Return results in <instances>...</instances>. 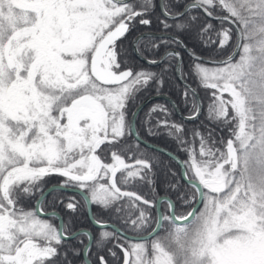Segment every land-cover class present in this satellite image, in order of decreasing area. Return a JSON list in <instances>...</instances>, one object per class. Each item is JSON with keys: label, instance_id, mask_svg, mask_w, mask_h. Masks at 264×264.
I'll return each instance as SVG.
<instances>
[{"label": "snow or ice", "instance_id": "obj_1", "mask_svg": "<svg viewBox=\"0 0 264 264\" xmlns=\"http://www.w3.org/2000/svg\"><path fill=\"white\" fill-rule=\"evenodd\" d=\"M138 2L139 8L128 0H0V264H51L64 240L85 235L91 242L90 232L65 235L62 221L58 228L37 215L49 192L69 187L85 190L80 193L85 203L105 210L114 208L117 213L120 208L115 205L121 197L158 209L167 203V213L158 210L153 218L145 208H139L134 218L130 215L125 220L135 232L151 228L147 235L128 240H151L165 223L170 229L164 237L151 240L150 252L143 242L119 245L124 264H264V0H193L174 14L161 2L166 19L178 21L174 26L178 32L193 27L195 16L181 20L193 9L229 21L235 28L233 53L206 61L222 66L192 65L200 84L213 90L210 118L225 125L234 123V127L229 129L231 138L223 151L209 146L203 136L199 159L195 151L184 149L189 160L180 161L182 174L204 208L180 215L170 197L149 201L117 186L118 172L127 173L122 177L124 183L128 178L144 179L151 172L148 159L134 158L129 165L114 145L126 135L139 138L136 113L126 119L127 104L151 81L162 86L163 73L168 71L167 65L159 73L121 68L116 42L130 32L137 18L154 8L152 0ZM217 6L229 15H213L210 9ZM139 23L150 25L151 21L140 19ZM161 23L165 29L173 27L164 20ZM211 31L213 26L206 24L198 35L203 39ZM215 35L217 40L203 39L205 46L217 44L222 50L233 36L223 26ZM141 38L133 40L138 54ZM160 44L165 52L147 63L174 58L181 79L183 61L175 45L184 48L193 61L202 59L179 36L161 38L148 50H158ZM237 53L239 60L233 62ZM185 89V98L189 91L197 96L189 85L185 84ZM224 93L229 94L228 99ZM201 107L194 102L193 114L185 119L197 118ZM157 110L167 114L162 105L154 106L150 114ZM160 125L168 128V135L178 143L186 142L182 125L167 120L158 121ZM105 142L111 163L96 154ZM52 174L66 180L47 190L38 189ZM104 178L108 182L101 183ZM148 183H152L150 178ZM170 187L177 191L178 200L189 203L176 184ZM34 189L40 190L37 208L18 206L20 198L31 196ZM65 207L75 212L77 203L70 199ZM43 214L58 216L55 211ZM92 223L101 229L111 227L100 220ZM99 235L98 245L113 232L101 231ZM100 260L105 264L103 257Z\"/></svg>", "mask_w": 264, "mask_h": 264}, {"label": "trees", "instance_id": "obj_2", "mask_svg": "<svg viewBox=\"0 0 264 264\" xmlns=\"http://www.w3.org/2000/svg\"><path fill=\"white\" fill-rule=\"evenodd\" d=\"M188 1L190 0H179V3H177L176 0H163V4L168 12L174 13L181 10ZM128 2L137 4V7L139 8L138 0H128ZM152 4L154 5V8H149L148 12L144 16L137 18V20L133 22L130 32L126 34L125 37L120 38L116 42V52L118 54L117 58L122 62L121 68L132 67L134 70H138L140 68L152 69V72L159 73L161 69L165 68L167 65L168 71L163 73L162 86H158L157 82L153 80L149 83V85L142 88L135 94L134 99L130 100L127 104L126 119H130L133 109L142 99L158 91L171 95L181 112L184 114L193 113L195 110L194 102L197 103L196 97L192 95L191 91L188 92V95L185 98V85L175 74L176 60L174 58L171 60L166 59L163 61V63L149 65L134 55L132 50V40L135 35L145 30L170 32L179 36L183 42L193 51L214 58L228 55L233 50L235 44V28L229 21L212 19L205 15L202 10L193 9L181 17V20H187L189 16H195L196 20L193 22V27L183 32H178L174 27L178 21L166 19L159 9L158 0H152ZM210 10L213 11V13L228 14L226 10H222L219 6ZM140 19H149L151 24L141 25L139 23ZM162 20L170 25H173V27L165 29L161 23ZM206 24H211L213 26V31L208 32L203 37V39H208V37H211L213 40H217L218 38L215 33L216 31L220 30L221 26H223L224 28L230 29L233 34L232 39L229 41V45L222 50H218L217 44L205 46L203 39H201L200 35H198V30ZM161 38H168V36H142L139 42V51L141 54L145 56L156 57L162 53L165 50V46L163 44H160L158 50H148V47H150L152 44L160 43ZM174 47H178L181 51V57L183 61V77L188 79L197 89L201 101L203 102V111L201 110V115L199 114V118L197 119H180L171 102H169L167 99L155 98L142 106L137 112L135 118L136 129L143 138L169 149L181 159H183V161L189 160V154L184 150L186 148L195 151L197 154V159L200 158V136H203L206 139L209 146H214V148H218L223 151L225 150L227 139L230 138L229 129L234 127V123L225 125L222 121L210 118L209 105L213 102V90L202 86L198 77L195 75L192 65L197 61H193L190 55L181 46L175 45ZM238 59L239 54L237 53V55L234 57V61ZM223 96L224 99L229 98L228 93H224ZM156 105H162L167 110V114L159 110L150 114V110ZM231 112L232 110L229 106V113L231 114ZM163 120H167L170 123L181 124L183 126L184 131L182 133V137L186 141L184 144L178 143L177 139H175L173 136H169L168 128L162 125L158 126V121ZM146 121L148 123H145ZM149 128L152 129L151 134L148 132ZM197 132L200 135H195ZM221 141H224V144H222ZM108 148L109 145L107 142H105V144H102L96 152L97 155L101 156V159L105 163L111 159V152L108 151ZM114 150H122L121 155L126 160L134 158H146L152 164L150 173H147V170H145L147 175L144 179H141L140 177L128 178L127 182L124 183L122 182V177H126L127 173L118 172L116 180L117 184L121 188L132 189L150 201H155L159 195H168L173 201L176 202L178 215L181 213L186 214L190 210L196 201L197 193L191 188L190 184L181 177L180 164L176 159L159 149L142 144L140 141L130 135H126L120 140L119 143H116L114 145ZM189 176H191V171L189 172ZM149 178L152 180L151 184L148 183ZM64 180H66V178L57 174H52L43 179L42 183L38 185V189L44 190L48 185L53 183H62ZM100 182L106 183L108 181L107 178H104ZM171 184H176L181 192L186 193L185 198L189 199L188 204H184L183 201L177 199L178 193L176 190L170 187ZM40 190L34 189V192L31 196L20 198L18 206H22L25 210H34V203L37 197L40 195ZM192 196H195V199H191ZM67 197H71V199L76 201L77 209L75 212L66 209V202L64 201L67 199ZM41 207L47 210L56 209L61 214L65 232H72L83 227L89 228L91 230L93 240L88 248L87 255L93 264H101L100 257H103L107 264H121L124 257V252L121 247H119V245L123 244L125 247H128L129 240L127 237L118 233L112 227L101 229L92 225L88 217L85 200L81 194H78L75 191L57 189L54 192L48 193V195L44 198ZM91 207L93 215L96 219L114 222L123 230L136 234L148 232L151 230V228L149 227L147 229L141 230L140 232H135L125 224V220L130 215L134 218V216L138 214L137 209L139 208H145L153 218L157 212L156 207L146 206L143 204V202L136 201L134 198L130 199L129 197H121L119 201L116 202L115 207L120 208V212L118 213L114 208L105 210L95 203H91ZM160 207L162 211L167 213L166 202L161 204ZM203 208L204 203L201 201L200 205L196 209V212L199 213L203 210ZM48 218H50L57 225V219L55 217L48 216ZM169 229L170 225L165 223L163 228L157 233L156 236H153L151 240L157 237H164L167 234V230ZM101 231L113 232V236L102 241L101 244L98 245L97 241L100 239L99 234ZM151 240L146 241V244L149 245V252ZM86 241L87 236L85 235H77L74 239L64 240L62 245L58 248L59 255L53 258L51 264H85L83 261L82 248ZM74 252H79V255H75ZM113 252L115 253V256L111 254Z\"/></svg>", "mask_w": 264, "mask_h": 264}, {"label": "water", "instance_id": "obj_3", "mask_svg": "<svg viewBox=\"0 0 264 264\" xmlns=\"http://www.w3.org/2000/svg\"><path fill=\"white\" fill-rule=\"evenodd\" d=\"M161 2H162V0H158V6H159V9H160V11H161ZM193 2V0H190V1H188V2H186L185 3V5H187V4H189V3H192ZM184 5V6H185ZM184 6H183V8H184ZM183 8L181 9V10H179V11H177V12H180V11H183ZM161 13L163 14V12L161 11ZM170 14H174V13H176V12H174V13H171V12H169ZM204 13V12H203ZM205 14V13H204ZM164 15V14H163ZM206 15V14H205ZM213 15H215V16H225V15H229V14H226V13H213ZM211 18V17H210ZM147 33H151L152 35H160V36H168V37H171V36H177V35H175V34H173V33H170V32H155V31H149V30H145V31H142V32H140V33H138L137 35H135V37L133 38V40L137 37V36H144V35H142V34H147ZM180 38V37H179ZM181 39V38H180ZM133 40H132V50H133V52L135 53V55L138 57V58H140L141 60H143V61H145L146 63H147V60L148 59H151V58H148V57H146V56H144L143 54H141V52L139 51V54H138V51H137V48L134 46V44H133ZM182 40V39H181ZM183 41V40H182ZM184 43V42H183ZM185 44V43H184ZM186 45V44H185ZM187 46V45H186ZM187 48H189L188 46H187ZM184 49V48H183ZM190 49V48H189ZM174 50L175 51H178L179 52V50L178 49H175L174 48ZM185 50V49H184ZM186 51V50H185ZM233 51H234V48H233V50L228 54V55H230V54H232L233 53ZM165 52V51H164ZM163 52V53H164ZM187 52V51H186ZM195 52V51H194ZM162 53V54H163ZM180 53V52H179ZM188 53V52H187ZM198 56H200V57H202V61H209V60H221V59H224V58H226L228 55H226V56H224V57H219V58H214V57H208V56H205V55H202V54H199V53H197V52H195ZM237 55V54H236ZM235 55V56H236ZM162 56V55H161ZM160 56V57H161ZM180 56H181V54H180ZM160 57L159 58H157V59H160ZM145 58H147V59H145ZM175 72H176V75H177V77L179 78V80L180 81H182L184 84H187V85H189L190 86V88L191 89H194L195 91H196V93H197V96H195L196 97V101H197V103L198 104H200V105H202V101H201V98H200V95H199V93H198V91H197V89L193 86V85H191L184 77H183V79H181V77L177 74V71H176V63H175ZM155 97H164V98H167L171 103H172V105H173V107L175 108V111L177 112V114L180 116V117H182V118H184L185 119V117H188V116H191L192 114H184V113H182L181 112V110L179 109V107H178V105H177V103L175 102V100L171 97V96H169V95H167V94H165V93H155V94H152V95H149L148 97H146L144 100H142L136 107H135V109L132 111V113L133 112H135V113H137V111L139 110V108L141 107V106H143L148 100H150V99H152V98H155ZM201 109H202V107L200 108V110H199V114H200V112H201ZM132 113H131V116H130V119H132ZM136 117V116H135ZM185 120H192V119H185ZM135 131L137 132V130H136V126H135ZM138 133V132H137ZM136 139H137V137H135ZM137 140H139L140 142H142L143 144H145V145H147V146H150V147H153V148H156V149H159V150H161V151H163V152H165V153H167V154H169L170 156H172L174 159H176L177 161H178V163L180 164V173H181V177L186 181V182H188V177H185L182 173H183V166L181 165V163H180V161H183V159H181L178 155H176L175 153H173L172 151H170L169 149H167V148H165V147H163V146H161V145H158V144H156V143H153V142H150V141H148V140H145V139H143L140 135H139V138L137 139ZM123 157V156H122ZM124 158V157H123ZM124 160H125V158H124ZM125 162L126 163H128L129 165H132L133 163H134V159H132V160H125ZM190 177V176H189ZM59 184H61V183H53V184H50V185H48L44 190H47V189H49L50 187H52V186H54V185H59ZM197 184H198V181H197ZM117 186H119L118 184H117ZM120 187V186H119ZM121 188V187H120ZM65 190H70V191H76L77 193H81V191H85V190H77L76 188H74V187H69V188H67V189H65ZM121 191L122 192H134V193H136V195H138V196H141L140 194H138L136 191H134V190H132V189H127V188H121ZM40 196V195H39ZM39 196L37 197V199H36V201H35V203H34V209H36L37 208V200H38V198H39ZM164 196H167V197H169L168 195H164V194H162V195H159L158 197H164ZM200 203H201V199H200V197H199V195L197 194V197H196V201L194 202V204L192 205V207L190 208V210L187 212V213H189V212H191L193 209H197V207L200 205ZM41 209H42V207H41V205L39 206ZM86 207H87V213H88V217H89V219H90V221L92 222L93 220H97L94 216H93V213H92V207H91V204H87L86 203ZM157 209V211L158 210H161V207H159V209L158 208H156ZM53 211H55L57 214H58V216L56 217L57 218V227L59 228V225H60V223H61V221L63 222V219H62V217H61V215L59 214V212L58 211H56V210H43L42 209V212H37V214L38 215H42V216H48V215H44L43 213H50V212H53ZM186 213V214H187ZM178 215V214H177ZM104 223H106V224H108V225H111V227L113 228V229H115L118 233H120V234H122V235H124L125 237H131V236H136V235H147V232H145V233H140V234H136V233H130V232H127V231H125V230H123L121 227H119L116 223H114V222H111V221H103ZM93 224V223H92ZM94 225V224H93ZM94 226H96V225H94ZM84 231H87V232H90L91 233V231H90V229L89 228H79V229H77V230H75V231H73V232H84ZM149 231H151V230H149ZM148 231V232H149ZM72 233V232H71ZM68 234H70V233H66L65 232V235H68ZM88 237V236H87ZM91 237H92V233H91ZM91 241H92V239H91ZM90 243L91 242H89V238L87 239V242L85 243V245H84V248H83V256H84V258H85V260H86V262H87V264H91L90 263V260L88 259V257H87V255H85V246L86 245H90ZM105 262V261H104ZM105 264H107L106 262H105ZM121 264H124V259H123V261H122V263Z\"/></svg>", "mask_w": 264, "mask_h": 264}, {"label": "flooded vegetation", "instance_id": "obj_4", "mask_svg": "<svg viewBox=\"0 0 264 264\" xmlns=\"http://www.w3.org/2000/svg\"><path fill=\"white\" fill-rule=\"evenodd\" d=\"M149 31H153V30H149ZM141 32H142V31H141ZM155 32H159V31H155ZM160 32H163V31H160ZM153 36H160V35H153ZM177 46H180V45H177ZM174 48H175V49H178L179 52H180V54H181V51H180V49H179L178 47H174ZM164 51H165V50H164ZM164 51H163V52H164ZM163 52H162V53H163ZM133 53H134V52H133ZM162 53H160V54H159L158 56H156V57H150V56H146V57L151 58V59H157V58H159V57L162 55ZM134 55H135V53H134ZM135 56H136V55H135ZM144 56H145V55H144ZM136 57H137V56H136ZM181 58H182V57H181ZM138 59H140V58H138ZM140 60H141V59H140ZM142 61H143V60H142ZM144 62H145V61H144ZM145 63H146V62H145ZM147 64H148V63H147ZM149 65H150V64H149ZM146 70L152 71V69H146ZM175 74H176V72H175ZM176 76H177V75H176ZM184 78H185V77H184ZM178 79H179V78H178ZM185 79H186V78H185ZM186 80H187L191 85H193L188 79H186ZM181 82H182V81H181ZM182 83H183V82H182ZM184 85H185V84H184ZM193 86H194V85H193ZM194 87H195V86H194ZM155 93H164V92L158 91V92H155ZM155 93H152V94H155ZM152 94H150V95H152ZM165 94H166V93H165ZM167 95H169V94H167ZM148 96H149V95H148ZM148 96H146V97H148ZM169 96H171V95H169ZM146 97H145V98H146ZM171 97H172V96H171ZM145 98H144V99H145ZM155 98L167 99V98H164V97H155ZM155 98H152V99L148 100L146 103L150 102L151 100H153V99H155ZM172 98H173V97H172ZM144 99H142V100H144ZM173 99H174V98H173ZM142 100H141V101H142ZM167 100H168V99H167ZM141 101H140V102H141ZM168 101H169V100H168ZM140 102H139V103H140ZM169 102H170V101H169ZM139 103H138V104H139ZM146 103H145V104H146ZM138 104H137V105H138ZM145 104H144V105H145ZM137 105H136V106H137ZM144 105H143V106H144ZM136 106H135V107H136ZM141 107H142V106H141ZM141 107H140V108H141ZM140 108H139V109H140ZM134 109H135V108H134ZM134 109H133V110H134ZM201 110H202V109H201ZM138 111H139V110H138ZM138 111H137V112H138ZM182 113H183V112H182ZM190 114H192V113H190ZM136 115H137V113H136ZM130 116H131V115H130ZM178 116H179V115H178ZM198 116H199V115H198ZM135 118H136V117H135ZM179 118H180V119H184V118H182V117H180V116H179ZM197 118H198V117H197ZM197 118H195V119H197ZM175 119H176V118H175ZM129 120H130V119H129ZM184 120H185V119H184ZM192 120H193V119H192ZM180 125H181V124H180ZM135 126H136V125H135ZM136 130H137V129H136ZM137 132H138V131H137ZM161 133H162V132H161ZM138 134H139V132H138ZM139 135H140V134H139ZM140 136H141V135H140ZM141 137H142V136H141ZM133 138H135V136H133ZM142 138H143V137H142ZM230 138H231V137H230ZM143 139H145V138H143ZM228 139H229V138H228ZM228 139H227V140H228ZM145 140H147V139H145ZM138 141H139V140H138ZM141 143H142V142H141ZM142 144H143V143H142ZM158 145H159V144H158ZM125 160H126V159H125ZM129 160H132V159H129ZM111 162H112V159H110V161H108V162H106V163H111ZM117 174H118V173H117ZM116 178H117V177H116ZM107 181H108V180H107ZM69 191H70V190H69ZM75 192H76V191H75ZM143 198H144V197H143ZM70 199H71V197H67V199H66L64 202H66V204H67V203L69 202ZM144 199H146V198H144ZM147 200H148V199H147ZM149 201H150V200H149ZM140 202H142V201H140ZM160 206H161V205H160ZM42 209H43V210H47V209H44V208H42ZM48 210H56V209H48ZM56 211H57V210H56ZM59 214H60V213H59ZM60 215H61V214H60ZM40 216H42V215H40ZM48 216H50V215H48ZM48 216H45V217H48ZM61 217H62V216H61ZM55 218H56V217H55ZM56 219H57V218H56ZM97 220H98V219H97ZM100 221H101V220H100ZM91 223H92V222H91ZM54 224H55V223H54ZM55 225H56V224H55ZM92 225H93V224H92ZM56 226H57V225H56ZM96 227H97V226H96ZM83 228H84V227H83ZM78 229H79V228H78ZM76 230H77V229H76ZM74 231H75V230H74ZM90 231H91V230H90ZM72 232H73V231H72ZM66 233H71V232H66ZM91 233H92V232H91ZM123 236H124V235H123ZM87 239H88V237H87ZM92 240H93V235H92ZM86 242H87V241H86ZM86 242H85V243H86ZM91 242H92V241H91ZM90 244H91V243H90ZM84 245H85V244H84ZM89 246H90V245H89ZM83 248H84V246H83ZM83 248H82V255H83ZM88 248H89V247H88ZM87 257H88V255H87ZM88 259L90 260L89 257H88ZM123 259H124V257H123ZM83 261H84L85 264H87V262H86L84 256H83ZM104 261H105V260H104ZM122 261H123V260H122ZM105 262H106V261H105ZM90 263L93 264L91 260H90ZM121 263H122V262H121Z\"/></svg>", "mask_w": 264, "mask_h": 264}, {"label": "rangeland", "instance_id": "obj_5", "mask_svg": "<svg viewBox=\"0 0 264 264\" xmlns=\"http://www.w3.org/2000/svg\"><path fill=\"white\" fill-rule=\"evenodd\" d=\"M238 60H239V59H238ZM204 62H205V63H204ZM234 62H235V61H234ZM196 63H201V64H203V66L208 67V68H214V67H220V66H222V65H217V64H214V63H206V61H202V60H198ZM212 64H213V65H212ZM37 215H38V214H37ZM38 217H39L41 220H47L49 223L55 225L54 222H53L50 218H48V217L40 216V215H38ZM154 239H156V238H153L152 240H154ZM141 242L146 243V241H140V240H129V244H130V243H141Z\"/></svg>", "mask_w": 264, "mask_h": 264}, {"label": "bare ground", "instance_id": "obj_6", "mask_svg": "<svg viewBox=\"0 0 264 264\" xmlns=\"http://www.w3.org/2000/svg\"><path fill=\"white\" fill-rule=\"evenodd\" d=\"M138 58V57H137ZM205 63V62H204ZM213 65V64H212ZM184 84V83H183ZM203 103V102H202ZM203 108V107H202ZM203 111V110H202ZM201 115V114H200ZM199 118V117H198ZM79 194V193H78ZM93 213V212H92ZM94 216V215H93Z\"/></svg>", "mask_w": 264, "mask_h": 264}]
</instances>
